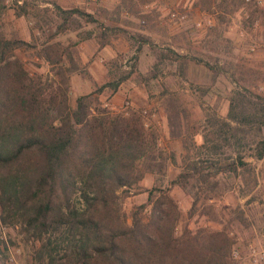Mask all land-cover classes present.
<instances>
[{
    "label": "rangeland",
    "instance_id": "rangeland-1",
    "mask_svg": "<svg viewBox=\"0 0 264 264\" xmlns=\"http://www.w3.org/2000/svg\"><path fill=\"white\" fill-rule=\"evenodd\" d=\"M1 2L2 34L35 46L15 51L31 77L42 84L60 82L58 67L41 57L44 46L59 42L61 48L72 51L76 64L66 73L70 106L77 96L122 79L115 90L107 86L95 93L101 106L114 113L141 115L143 123L155 129L160 139L156 150L167 158L165 173H147L131 188L122 201L124 212L145 202L146 189L156 185L166 189L178 205L181 220L177 232L183 224L192 231H224L233 242L230 264H264V260L253 262L249 247L264 248V156L254 157L257 141L264 140V82L248 86L235 73L239 66L251 67L264 78L263 14L253 13L248 4L245 8L226 7L225 0H212L204 9L195 4L197 0ZM53 2L63 8L80 7L98 23L80 17L58 31L62 21ZM245 2L264 10V0ZM101 32L107 33L103 39ZM103 40L109 44L100 46ZM171 50L186 58L175 59ZM236 92H240L233 113L237 119H231L229 100ZM174 110H180L178 118ZM258 118L263 122H257ZM177 120L181 122L180 137L170 134L177 130ZM237 156L244 157L252 172L242 173L240 168L216 171ZM193 164L203 168L206 183L193 171ZM183 172L193 174L180 178L185 188L170 183ZM194 200L195 213L189 216ZM0 238L6 243L7 264H42L35 257L38 242L27 239L19 225L3 222L1 209Z\"/></svg>",
    "mask_w": 264,
    "mask_h": 264
},
{
    "label": "trees",
    "instance_id": "trees-1",
    "mask_svg": "<svg viewBox=\"0 0 264 264\" xmlns=\"http://www.w3.org/2000/svg\"><path fill=\"white\" fill-rule=\"evenodd\" d=\"M211 1L197 0L195 4L204 9ZM230 4L238 8L248 4L253 13L264 15L256 3L225 0L226 7ZM53 5L62 21L58 31L80 17L98 23L92 13L80 7ZM99 36L103 39L107 33ZM99 43L109 44L104 40ZM29 47L35 46L17 36L6 37L0 30L1 218L19 225L27 239L38 242L35 257L42 264H230L233 242L224 231H192L183 224L177 232L181 212L166 189L153 185L146 189L145 202L124 212L122 201L131 188L147 173H165L167 158L156 150V131L152 125L144 126L141 115L114 113L101 106L95 93L107 86L115 90L122 79L77 96L70 106L65 87L66 73L76 65L72 51L61 48L59 42L44 46L41 57L58 67L56 74L61 79L58 84H42L29 75L15 54L17 49ZM171 52L175 59L186 58ZM194 59L211 68L202 59ZM235 73L248 86L264 82L260 72L251 67L239 66ZM239 96L236 92L229 100L231 119H237L233 113ZM179 112L173 111L176 118ZM174 123L178 128L170 134L180 137L181 122ZM224 126L232 127L230 123ZM263 156L264 140H259L254 157ZM224 168L252 172L242 156L216 171ZM192 169L206 183L203 168L193 164ZM182 176L193 174L180 173L170 183L185 188ZM193 213L195 200L187 214ZM6 249L0 238V264H7Z\"/></svg>",
    "mask_w": 264,
    "mask_h": 264
},
{
    "label": "built area",
    "instance_id": "built-area-1",
    "mask_svg": "<svg viewBox=\"0 0 264 264\" xmlns=\"http://www.w3.org/2000/svg\"><path fill=\"white\" fill-rule=\"evenodd\" d=\"M207 23L211 24V20L208 19ZM201 22H197V26H200ZM144 113L146 112L145 110H143ZM145 127H148L149 124L147 122L144 123ZM157 141L159 142L160 139H157ZM250 247V257L252 258L253 262H258L261 260H264V248L260 245L259 247H255L254 245H249ZM235 254L238 253V251H234Z\"/></svg>",
    "mask_w": 264,
    "mask_h": 264
}]
</instances>
